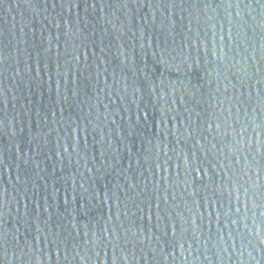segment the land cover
I'll use <instances>...</instances> for the list:
<instances>
[{"label":"water","instance_id":"water-1","mask_svg":"<svg viewBox=\"0 0 264 264\" xmlns=\"http://www.w3.org/2000/svg\"><path fill=\"white\" fill-rule=\"evenodd\" d=\"M0 264H264V0H0Z\"/></svg>","mask_w":264,"mask_h":264}]
</instances>
